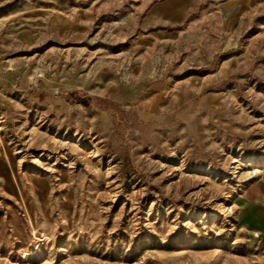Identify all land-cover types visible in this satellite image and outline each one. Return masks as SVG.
<instances>
[{
	"label": "rangeland",
	"instance_id": "1",
	"mask_svg": "<svg viewBox=\"0 0 264 264\" xmlns=\"http://www.w3.org/2000/svg\"><path fill=\"white\" fill-rule=\"evenodd\" d=\"M142 1L0 0V151L26 192L0 178V264H264L234 205L264 169V0L159 24ZM79 79L125 97L22 89Z\"/></svg>",
	"mask_w": 264,
	"mask_h": 264
},
{
	"label": "crops",
	"instance_id": "2",
	"mask_svg": "<svg viewBox=\"0 0 264 264\" xmlns=\"http://www.w3.org/2000/svg\"><path fill=\"white\" fill-rule=\"evenodd\" d=\"M250 1L224 0L221 7L226 10L240 11ZM200 2L201 0H143V8L148 9L145 22L147 24H159L178 21L187 9L195 8ZM24 84L26 85L22 89L26 91L34 90L40 103H52L54 101L56 106L62 109L68 104L66 94L75 99V105H89L98 96L116 97L119 99H124L125 97V91L121 88L110 84L97 89L96 83L91 79H79V81H74L73 83L68 81L45 82V84L40 85L35 81H26ZM60 90H62L61 95ZM127 94L129 95V92L126 93V96ZM106 114L108 115V113ZM99 116L101 117V115ZM108 116L109 120L105 117L102 118L105 120V125L109 122L111 123L112 117ZM193 123L194 121L191 120L190 126L193 127ZM0 178L4 183L5 189L10 194L17 197L18 191L21 189L25 192L16 170L14 158L7 150L0 151ZM30 178L33 189L40 196L41 192L46 188V181L34 175ZM234 205L236 208V225L250 239L258 242L264 248V169L258 172L255 178L238 194Z\"/></svg>",
	"mask_w": 264,
	"mask_h": 264
},
{
	"label": "bare ground",
	"instance_id": "3",
	"mask_svg": "<svg viewBox=\"0 0 264 264\" xmlns=\"http://www.w3.org/2000/svg\"><path fill=\"white\" fill-rule=\"evenodd\" d=\"M255 164H256V166H257L258 164H264V162H260V163H258V164H257V162H255Z\"/></svg>",
	"mask_w": 264,
	"mask_h": 264
}]
</instances>
